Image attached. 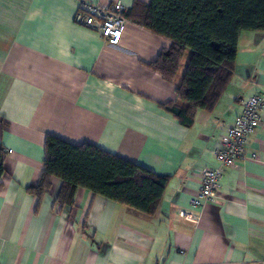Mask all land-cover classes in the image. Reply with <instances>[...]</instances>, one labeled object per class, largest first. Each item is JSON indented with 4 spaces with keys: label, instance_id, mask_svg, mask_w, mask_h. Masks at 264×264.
I'll use <instances>...</instances> for the list:
<instances>
[{
    "label": "crops",
    "instance_id": "obj_1",
    "mask_svg": "<svg viewBox=\"0 0 264 264\" xmlns=\"http://www.w3.org/2000/svg\"><path fill=\"white\" fill-rule=\"evenodd\" d=\"M82 1L0 0V264H264V110L213 200L191 203L197 169L215 166L227 127L264 93V32L239 35L222 95L185 126L160 104L175 100L187 62L172 81L149 66L171 41L125 18L119 44L109 45L75 21ZM86 1H120L125 12L135 0ZM47 135L168 175L156 211L82 187L61 205L57 176L31 193Z\"/></svg>",
    "mask_w": 264,
    "mask_h": 264
},
{
    "label": "trees",
    "instance_id": "obj_2",
    "mask_svg": "<svg viewBox=\"0 0 264 264\" xmlns=\"http://www.w3.org/2000/svg\"><path fill=\"white\" fill-rule=\"evenodd\" d=\"M123 15L171 41L149 64L163 79L175 78L189 51L175 100L160 104L185 126L192 124L196 110H212L222 95L233 75L239 35L264 32V0H135ZM43 163L39 183L28 190L41 195L50 177L57 176L61 185L55 199L61 205L72 203L82 187L152 214L169 178L93 143L74 144L53 135L46 136Z\"/></svg>",
    "mask_w": 264,
    "mask_h": 264
},
{
    "label": "built area",
    "instance_id": "obj_3",
    "mask_svg": "<svg viewBox=\"0 0 264 264\" xmlns=\"http://www.w3.org/2000/svg\"><path fill=\"white\" fill-rule=\"evenodd\" d=\"M123 13L124 8L120 1L99 6L85 0L78 6L75 21L95 30L107 44L117 45L127 22ZM262 110H264V93L252 95L244 102L241 113L227 127L215 147V166L197 169L200 173V186L191 200L193 207L199 209L206 202L213 200L222 174L233 166L237 159L245 156L248 136L260 124Z\"/></svg>",
    "mask_w": 264,
    "mask_h": 264
},
{
    "label": "rangeland",
    "instance_id": "obj_4",
    "mask_svg": "<svg viewBox=\"0 0 264 264\" xmlns=\"http://www.w3.org/2000/svg\"><path fill=\"white\" fill-rule=\"evenodd\" d=\"M188 57H189V51H187V52L184 54V56H183V60H182V63H181L182 67L185 65V62H187Z\"/></svg>",
    "mask_w": 264,
    "mask_h": 264
}]
</instances>
